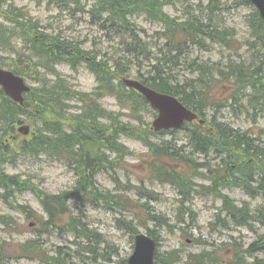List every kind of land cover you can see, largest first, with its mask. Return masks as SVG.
<instances>
[{"label":"trees","instance_id":"obj_1","mask_svg":"<svg viewBox=\"0 0 264 264\" xmlns=\"http://www.w3.org/2000/svg\"><path fill=\"white\" fill-rule=\"evenodd\" d=\"M70 1L76 6L80 5V0ZM94 1L96 2L89 12L92 19H98L103 24L102 29H109L111 31L109 33L124 39V54L131 60L112 66L109 60L100 58L93 51L82 50L74 42H65L60 37L47 34L45 28L34 22L28 13L23 10L14 12L13 7L5 9L7 0H0V18L13 27L10 29L6 26L7 29L4 24L0 25V43L5 48L4 42L7 39L8 30L13 36L17 33L21 34L27 48L23 53H16L13 69L17 74L38 83V86L25 96L23 105L12 102L0 90V188L4 191L0 196L9 199L17 192H33L39 198L46 214V218L42 217L43 222L40 223L43 233L59 231L60 234H64L62 231H66L74 236L75 244L78 245L77 250L64 246L58 247L53 256L38 240L18 246L17 252L23 257L38 259L44 264H84L83 251L90 248V253H95V248L91 245L94 242L97 245L102 243L100 235L90 230L82 219L70 214L68 209L71 208L69 206L71 200L80 199L78 204H83V201H94L93 203L96 204L98 199L104 197L106 205L112 207L111 209L115 206L127 207L126 200L118 198L119 202H116L110 195L100 193L96 186L97 176L106 172L107 167L113 168L115 163L121 166L128 157L133 155L128 147L120 143L122 136L143 143L150 150L153 158L148 165L152 169V179L169 183L176 187L183 197L190 198L193 182L189 173L174 170L163 160H177L179 163L190 165L196 163L190 161L188 156H183L182 149H178L170 142L159 144L152 142L151 138L155 139L157 134H154L150 125L145 122V113L154 116L155 112L141 95L134 90H128L120 81L132 72H137V79L144 85L160 93L178 97L188 108L206 120V127L190 124L185 129L190 130L188 143L192 146L193 153L210 157L214 156L213 152H215L217 154L215 157L221 158L217 170H211V173H217L213 178L215 185L224 187L228 182L226 179H231L224 168L229 164L225 160L231 156L226 154L229 151H233V155L241 160L253 159L252 167L258 169L255 172L262 171L264 174V148L257 144L260 138H252L247 133L234 130L227 124L218 123L216 119L208 120L209 115L205 113L210 109L208 97L211 86L209 83L215 81L214 71L218 72L222 78L227 77L228 81L234 78L241 84L252 85L258 98L264 99V54L259 55L257 64L250 67H245L242 63L234 65L233 69L231 66H226L227 71H223L219 68L212 70L208 69V66H199L195 73H199L197 79L180 80L177 72L175 73L182 65L178 55L186 54L187 49L196 45L203 46V41L206 39L221 40L228 46L232 45L235 37L231 31L218 33L217 28H211V18L206 25L192 18L187 19L186 22H178V18L170 16L165 8L174 7L182 0ZM208 1L215 10L220 12L224 10L221 0ZM71 2L60 0L58 3ZM238 5H247L252 8L249 26L253 37L259 41L257 45H261L264 49V27L259 12L248 0H240ZM129 15L144 16L151 22H161L166 29L161 35L166 40L164 48L154 50L152 46L143 42L132 28L128 19ZM249 45L256 47V43H249ZM5 51H7L6 48ZM10 54L15 55V49L11 50ZM61 61H66L73 67H78L83 62V65L96 77L97 88L91 93H83L76 91L67 80H63L60 84L55 80L51 84L48 76L57 77L55 65ZM233 71H237L235 75ZM58 78L62 79L59 76ZM106 97H113L123 109L129 111L130 116L137 122L136 125L125 122L123 114H115L105 109L100 102ZM250 100V105L257 111L256 101ZM74 101L75 105L82 104V106H71L70 103ZM73 109H75L74 112H72ZM24 123L32 126V135L23 140L13 139L16 125ZM165 133L167 132L159 135ZM112 154L116 155V160H111ZM42 156L66 159V164L73 169L77 178L72 190L58 195L47 194L36 190L31 180H22L18 175L8 174L2 167L16 157L36 159ZM234 161V164H238L237 167L244 166V162L237 159ZM205 163L209 164L207 169L212 168L211 162ZM245 167L246 170L251 168L250 164H246L243 168ZM242 174L244 177L237 176V183L250 191V185L256 182V178L246 172ZM263 174L260 175L262 180L260 179L259 187L264 193ZM139 194L146 195V191L139 189ZM218 195L222 196L220 193ZM223 198L226 206L229 199L226 196ZM243 211L238 209L230 212L231 217L238 224ZM257 217L264 222V210H259ZM151 220L161 224L167 222L164 217H155ZM0 221L6 223L4 216H0ZM127 225L134 236L138 234L134 224L127 222ZM224 225L226 226V223ZM147 231L150 236L157 238L154 231L150 229ZM83 240L88 245H84ZM249 251L264 252V235L250 247ZM206 256V254L189 256L185 264H205L201 262ZM234 256L233 264H247L244 251L235 252ZM210 257L208 254L207 258ZM160 258L159 254L157 264H179L182 261L177 251ZM76 259L78 261H75ZM210 261L212 264H225V260H218L215 255L210 258ZM256 263L264 264V261L257 259ZM0 264L11 263H6L0 257ZM122 264H127V261L124 260Z\"/></svg>","mask_w":264,"mask_h":264},{"label":"rangeland","instance_id":"obj_2","mask_svg":"<svg viewBox=\"0 0 264 264\" xmlns=\"http://www.w3.org/2000/svg\"><path fill=\"white\" fill-rule=\"evenodd\" d=\"M59 1L7 0L5 9L13 7L15 8L14 12L23 10L40 22L45 27V31L50 30L53 34L59 32L72 41L82 42L84 50H92L100 58L109 60V64L112 66L122 61L131 60L124 54V39L109 33L111 32L109 29H102L103 24L98 19H92L90 16L89 12L93 8L91 6H94L96 1L80 0L79 6H72L71 3L67 6H64V4L60 6L62 4L58 3ZM221 1L224 8L221 12L215 10V7L208 4L207 0H182L174 8L167 9L173 18H178V22H186L187 19L192 18L200 20L206 25L209 24L208 21L211 18V28H217L220 34L231 31L235 37V41L229 46L221 40L206 39L203 41V46L196 45L187 49L186 54L178 55L182 65L175 73L177 72L180 80L189 77V73L191 74L189 79H197L199 73H195L196 68L199 66H208V69L212 70L214 67L225 70L226 65L231 66L233 69L234 65L243 61L245 67H250L257 64L259 55L264 54L263 47L257 45L259 41H256L253 37L249 26V16L252 9L245 6L238 7L236 4L239 3V0ZM81 7H83V10ZM189 12V15L186 14ZM128 19L132 28L137 33L141 32L144 38L143 42L149 44L155 50L164 48L166 40L157 37L158 32L166 30L165 27L163 29L164 25L161 22L155 21L156 23H153L144 16L138 15H129ZM3 24L5 27L13 28L3 18H0V25L3 26ZM4 43L7 50L5 56H10L11 50L15 49L16 53H23L27 48L21 34L17 33L13 36L9 30ZM248 43H256V47L248 45ZM1 46L2 43H0ZM0 55L3 54L0 52ZM7 62L9 65L14 64L13 61ZM58 69L63 76L62 79H66L69 84H72L80 92L91 93L97 87L96 77L85 65L77 70H72L67 66H60ZM236 72L233 71L232 73L235 75ZM135 74L136 71L132 72L127 78L135 79ZM48 80L53 84L55 78L48 76ZM233 80L234 87L224 79L214 83L211 90L213 96L211 105H226V102H228L230 107L234 106L231 96L237 89L242 100L250 102V99H252V102L256 101L258 106L257 117L252 118L253 110L251 108H249L251 115L249 119L246 114L243 116L239 115L238 112L233 114L231 110H227L230 107H217V109H212L213 111L209 112L207 119H216L218 123L227 124L234 130L247 133L252 138H260L257 144L264 148V99L258 98V94L254 93L252 85L241 84L234 78ZM29 82L32 86L34 85V82ZM253 93L254 95L251 98ZM101 104L115 114H123V120L126 122L132 119L129 117V111L122 110L118 102L113 99L106 98L101 101ZM74 106H82V104ZM74 111L75 109L72 110V112ZM153 120L154 117L151 114L145 113V122L150 125V128ZM132 124L136 125V123ZM151 140L158 144L162 143V140L171 142L178 149H182L181 154L183 156H188L190 161L196 163L190 165L179 163L177 160H163L171 164L174 170L193 173V182H196V184L192 183L193 191L190 193V198L182 197L179 190L169 183L157 179L152 181L149 168L145 164V160L152 159L151 153H148L141 143L122 136L120 143L132 150L133 156L121 166L115 163L113 168L107 167L106 172L97 176L96 186L100 193L110 195L116 202H119L118 198L126 200L127 207L115 206L111 209L112 207L106 205L104 197L96 201L97 205L93 203L94 201H83V204H78L80 199L69 202L71 208L68 210L71 212L70 214L82 219L90 230L101 236L102 243L97 245L94 242L91 245L95 248V253H90V248L83 251L84 264H122L126 258H129L134 249V235L127 222L134 224L139 232H147L145 228L155 232L159 240L158 253L161 258L171 251L179 250L183 256L204 254L208 256L209 254L211 257L215 255L218 260L228 261L229 255L232 254L234 249L250 246L261 234H264V229H262L264 223L261 221L250 220L251 227L234 223L230 212L224 211V204L219 201L220 198L217 195L218 192H221V194L231 199L233 206L238 207V205L245 204L248 206L247 210L251 214H255L257 210L264 208V193L262 191L254 197L249 196L235 180L231 185L216 189L214 191L215 195L205 193L203 187L214 186L212 180L217 173H211V170H216L221 161L220 158L215 157L217 155L215 152H213L214 156L210 157L191 153L192 148L187 144L188 133L185 131L160 136L156 139L151 138ZM226 154L242 163L250 162L248 158L244 160L236 158L233 151ZM61 160L63 162L45 157L40 159L16 157L13 161H9L10 163L3 164L2 167L6 169L8 174L18 175L22 180H31L36 190L58 195L70 190L74 186L76 178L64 165L66 159L62 158ZM111 160H116V155L112 154ZM207 161L212 163V168L206 169L208 173L200 167ZM250 166L252 167L253 163ZM234 168L227 170L228 173L231 172L229 178L235 179L240 175L237 172L240 167H236V170ZM205 174L206 180L211 183L203 180L201 176ZM255 174L257 175L256 172L254 176ZM243 175L241 176L243 177ZM195 186L202 191L201 194L196 193ZM139 189H144L146 195H140ZM3 192L0 188V195ZM39 201L36 194L31 191L17 192L9 199L0 196V216H4L6 222L2 224L0 221V257L6 263L44 264L38 259L25 258L16 251L18 245L33 240L40 241L51 256L55 254L54 251L58 247L64 246L72 250L77 249L71 246L74 239L73 235L66 233V231H62L64 234H60L59 231H52L49 234L43 233L40 223L43 222L42 217L45 215ZM235 211L237 209L233 210V212ZM223 216L227 217L226 222H220ZM155 217L166 218V224L152 221L151 219ZM224 223H226V228ZM246 229H255L257 233L249 232ZM83 244L88 245L85 240H83ZM83 250L85 249L83 248ZM245 255L252 257L250 253ZM207 256L201 263L212 264L211 257L207 258ZM258 258L264 260V254L258 255ZM252 261L253 259L247 260L248 263H253ZM230 264H233V260Z\"/></svg>","mask_w":264,"mask_h":264},{"label":"water","instance_id":"obj_3","mask_svg":"<svg viewBox=\"0 0 264 264\" xmlns=\"http://www.w3.org/2000/svg\"><path fill=\"white\" fill-rule=\"evenodd\" d=\"M251 2L258 8L264 21V0H251ZM124 83L129 88L137 90L159 111L160 115L154 122L156 130L181 128L186 121L192 122L196 119V115L187 110L177 99L157 93L137 81L125 80ZM0 84L8 96L20 103H23V94L30 91L23 79L1 69ZM25 133H28V128L25 129ZM155 252V241L144 234H139L129 264H155Z\"/></svg>","mask_w":264,"mask_h":264},{"label":"bare ground","instance_id":"obj_4","mask_svg":"<svg viewBox=\"0 0 264 264\" xmlns=\"http://www.w3.org/2000/svg\"><path fill=\"white\" fill-rule=\"evenodd\" d=\"M69 4V3H68ZM68 4H64V6H67ZM60 6H63V4L62 5H60ZM72 6H76V5H72ZM91 8H92V6H91ZM81 9L83 10V7H81ZM90 10V9H89ZM91 16V15H90ZM139 34V36L140 37H142V35H141V32H139L138 33ZM62 62H65V61H61L60 63H62ZM60 63H57L56 65H55V68H56V66L58 65V64H60ZM52 77H54L55 78V80L57 81L56 83H58V84H60L62 81H63V79H60L59 80V78H58V76L56 77L55 75H52ZM66 80V79H65ZM123 80V78H121V80L120 81H122ZM200 120H201V122H202V126H205L206 127V120L205 119H203V118H201L200 117ZM236 158H238V159H240L239 157H236ZM218 159V158H217ZM221 159V158H220ZM249 159V161L250 160H253V159H250V158H248ZM225 160L227 161V162H229V164L227 165V166H225L224 168L226 169V170H228V169H230V168H233V166L235 165H238V164H234V158L233 157H227V158H225ZM221 162V161H220ZM220 162H219V164H220ZM254 162V161H253ZM244 164V166L246 165V164H249V163H247V162H244L243 163ZM254 164V163H253ZM243 166V167H244ZM237 167V166H236ZM239 167V166H238ZM243 167H240V170H237V172L238 173H240V175L239 176H241L242 175V173H244V172H246V173H249V172H252V170L254 169L253 167H251L249 170H246V167L245 168H243ZM218 168V167H217ZM217 168H216V170H217ZM236 170V169H235ZM234 170V171H235ZM228 175H230L228 172H226ZM226 173H225V175H226ZM262 173V172H261ZM250 174V173H249ZM263 174V173H262ZM100 175V174H99ZM244 177V176H243ZM263 177H264V174H263ZM256 178V177H255ZM260 179L261 178H259V181H258V188L257 187H254V184L253 185H250V191H248L247 190V187H244V186H242V185H240L239 183H238V185L241 187V188H243V190L249 195V196H252V197H254V196H256V195H258L260 192H261V190H260V185H259V183H260ZM227 181V185L226 186H228V185H231V183H234V181L235 180H237L236 178L235 179H230V180H228V179H226ZM262 180V179H261ZM212 184H214L213 183V180H212ZM221 188V187H220ZM219 188V189H220ZM220 194H221V192H219ZM222 196H220L219 195V197L223 200V204H224V206H223V209H224V211H227V212H233V210L234 209H239V208H237V206H233L232 205V202H231V199H229V197L228 196H226V195H223V194H221ZM182 196V195H181ZM223 196H226V197H228V199H229V201H228V203H227V205L225 206V200H224V198H223ZM183 197V196H182ZM235 205H236V202H235ZM98 206H101V205H98ZM239 210H242V209H239ZM259 210H264V208L263 209H259ZM259 210H257L256 211V213L255 214H251L248 210L247 211H243V212H241L242 213V217L240 218V224H238V223H236L234 220H233V218L231 217V219H232V221L234 222V223H236V224H238V225H242V226H247V227H251V224H249V221L250 220H254V221H261L262 223H264L260 218H258L257 217V214H258V211ZM246 212H247V214H246ZM256 216V217H255ZM226 218L227 217H225V216H223L221 219H220V222H222V221H224V222H226ZM186 223V222H185ZM227 226H225V228H226ZM138 234H139V232H138ZM138 234H136V235H138ZM135 235V236H136ZM264 234H261L260 235V237L261 236H263ZM74 237V236H73ZM260 237L257 239V240H255L253 243H251L250 244V247L255 243V242H257L259 239H260ZM157 239V238H156ZM75 238L73 239V241L71 242V246L72 247H76V248H78V245L77 244H75ZM157 241H158V248L156 249V252H155V259H156V261H157V256L159 255V253H158V249H159V240L157 239ZM77 250V249H76ZM247 253H250V255H253V253H251L250 251L249 252H247ZM19 255H21V253L19 254ZM245 258H246V261L247 260H249V259H253V263H248V264H257L256 263V260L258 259V258H255V257H253V258H250V257H248L247 255H245ZM226 262L227 261H225V264H226ZM228 264H230L229 262H227Z\"/></svg>","mask_w":264,"mask_h":264},{"label":"flooded vegetation","instance_id":"obj_5","mask_svg":"<svg viewBox=\"0 0 264 264\" xmlns=\"http://www.w3.org/2000/svg\"><path fill=\"white\" fill-rule=\"evenodd\" d=\"M249 163L252 164V163H253V160H250ZM234 167H235V165L233 166V168H234ZM234 169H236V167H235ZM255 170H258V169H257V168H254V169L252 170V172H249V173L252 174V175L254 176ZM260 175H262L261 172H259V173L257 172V175L255 174L254 177H257V178H256V182H252V183H254V187H257V188H258V181H259L258 178H260ZM254 181H255V179H254Z\"/></svg>","mask_w":264,"mask_h":264}]
</instances>
